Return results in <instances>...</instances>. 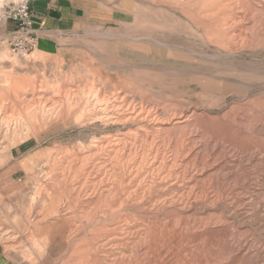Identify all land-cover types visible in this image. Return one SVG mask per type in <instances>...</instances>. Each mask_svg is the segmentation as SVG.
Segmentation results:
<instances>
[{"label":"rangeland","instance_id":"rangeland-1","mask_svg":"<svg viewBox=\"0 0 264 264\" xmlns=\"http://www.w3.org/2000/svg\"><path fill=\"white\" fill-rule=\"evenodd\" d=\"M0 0V240L44 264H264V0Z\"/></svg>","mask_w":264,"mask_h":264},{"label":"built area","instance_id":"built-area-1","mask_svg":"<svg viewBox=\"0 0 264 264\" xmlns=\"http://www.w3.org/2000/svg\"><path fill=\"white\" fill-rule=\"evenodd\" d=\"M7 15L15 22V29L8 37L12 53L26 57L36 50L37 36L30 0H18L4 6Z\"/></svg>","mask_w":264,"mask_h":264},{"label":"crops","instance_id":"crops-1","mask_svg":"<svg viewBox=\"0 0 264 264\" xmlns=\"http://www.w3.org/2000/svg\"><path fill=\"white\" fill-rule=\"evenodd\" d=\"M33 15H34V27L35 33L37 36V49H43L46 47V35L49 31L50 24L49 20L43 14H47L46 10H40L32 6ZM0 264H44L42 262H33L32 259L28 256L26 257H16L11 252L8 251L4 243L0 240Z\"/></svg>","mask_w":264,"mask_h":264}]
</instances>
